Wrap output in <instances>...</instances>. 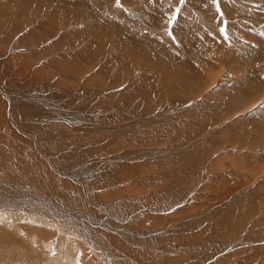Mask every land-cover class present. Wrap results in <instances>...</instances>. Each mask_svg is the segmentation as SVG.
<instances>
[{
	"label": "rangeland",
	"instance_id": "1",
	"mask_svg": "<svg viewBox=\"0 0 264 264\" xmlns=\"http://www.w3.org/2000/svg\"><path fill=\"white\" fill-rule=\"evenodd\" d=\"M117 34L132 38L137 34L134 40L138 39L141 52L129 49L120 56L125 44L118 50L122 40ZM186 79L195 80L194 92L176 93L179 82L182 86ZM259 82L264 84V0H0V88L11 86L13 94H21L12 95L15 101L32 102L11 106L17 110L9 111L19 117L14 121L18 129L13 130L19 136L13 142L21 147L20 166L31 161L26 159L30 150L34 156L35 149H44L59 165L58 178L77 191L78 196L67 197L75 204L87 203L90 196L82 191L94 181L96 190L91 194L100 210L92 213L89 205L84 210L68 206L66 210L76 212L90 229L96 222L82 215L92 222L98 217L102 224L119 226L117 236L125 239H119L121 247L112 243V234L97 230L110 243L113 256L127 257L125 245L145 252L154 264H264V89L258 92ZM236 90H247L251 97L245 108L233 112L225 107ZM51 120L66 127L68 147L64 142H44L41 133L30 138L21 132L39 127L45 134L47 125L56 129L55 123L48 124ZM92 133L102 138L100 144L110 145L102 148ZM172 133L177 138L170 142ZM124 139L139 143L126 142L125 148L117 150L124 147L117 144ZM93 144L97 154L90 152ZM131 151L132 164L121 163L135 166L134 172L125 173L118 183L100 185L102 176L117 164L116 156ZM5 154L10 152L6 149ZM106 158L113 160L97 171L86 170L94 164L98 168L99 160ZM181 160L194 167L193 174L174 172ZM164 164L178 166L164 168ZM173 173L185 180L179 192L171 189L178 181ZM10 183L24 186L1 161L0 189ZM39 189V196L49 203H61ZM20 196L19 208L8 207L11 204L0 196L4 203L0 229L8 235L6 243L17 237L35 258L32 263L43 264L44 245H50V256L58 257L59 238L74 239L83 246H76L77 262H90L87 241L60 235L45 226L47 221L38 224L28 214L37 207H29L26 202L34 203ZM117 204L125 208L124 215L110 214L109 206ZM58 215L57 220L64 221ZM227 218L231 224H222ZM234 227L238 228L235 236L222 237ZM32 232L36 243L29 242ZM74 232L80 235L79 229Z\"/></svg>",
	"mask_w": 264,
	"mask_h": 264
},
{
	"label": "bare ground",
	"instance_id": "2",
	"mask_svg": "<svg viewBox=\"0 0 264 264\" xmlns=\"http://www.w3.org/2000/svg\"><path fill=\"white\" fill-rule=\"evenodd\" d=\"M232 2V1H231ZM234 8V7H233ZM61 9V8H60ZM194 13V12H193ZM202 13V12H201ZM197 14V13H196ZM200 14V13H199ZM202 15V14H201ZM198 18V17H197ZM133 29V28H132ZM92 30V28H91ZM214 30V29H213ZM95 32V31H94ZM96 32H99V30L97 29ZM132 33V32H130ZM137 33V32H136ZM128 34V33H127ZM118 35V34H117ZM101 37V36H100ZM137 37V34L135 36V38ZM102 38V37H101ZM135 38H132L130 35H124V36H120L118 35L117 36V39H120L122 40L121 44H119L118 46V50L121 48L122 45L125 44V46L123 48H121L119 51H118V54L120 56H123L125 55V51L126 50H129L133 53H135V51H140L141 52V48H139V42L134 40ZM103 40V39H102ZM106 42L108 43L109 40L106 39ZM143 41H141L142 43ZM111 44V43H110ZM141 46V45H140ZM147 47V45H146ZM147 52V51H146ZM128 53V52H127ZM127 55V54H126ZM136 56V55H135ZM124 59V58H123ZM130 62V61H129ZM146 66V65H145ZM257 69V68H256ZM22 70V69H21ZM187 70V69H186ZM19 71V70H18ZM193 72V71H192ZM20 73V72H19ZM17 73V74H19ZM189 73V72H188ZM195 73V72H194ZM21 74V73H20ZM12 75V74H11ZM28 76V75H27ZM195 80H187L183 82V85L181 86L180 82H179V86L177 88V92H180L182 89H184L183 91H186L185 93L187 94H192L195 90ZM263 82V81H262ZM260 83V82H259ZM6 84V83H5ZM178 84V83H176ZM261 84V83H260ZM260 84H258L257 86H260ZM263 84V83H262ZM261 84V88H257L259 89L258 92L262 91L261 89H264V84L262 85ZM50 88V87H49ZM253 88V86H252ZM255 88V87H254ZM11 89L12 87L11 86H6L4 88H0V163L1 161L2 162H6V164L8 165L9 169L19 177V181L22 182V184H24L23 187H20V186H17L15 184L12 185V183L8 184L7 186H4V189L1 190L0 189V196L5 198L6 199V202L10 203L11 205H9L8 207H13V208H19L18 206H20V203L22 202L21 200V196H24L26 199H30L34 205H32L31 203L29 202H26V205H28L29 207L31 206H36L37 209H34V210H30L28 211V214H30L32 216L33 219H36L38 222V224L40 223H44L45 222H42L41 220L43 221H47V224H45V226L47 225L48 228H52V231L56 232V231H59L63 236H72L76 239H82L83 241H87V245L90 246L89 248V254H90V262L87 261L86 264H99L98 261H100L104 264H148L151 260L152 264H154V260L152 257H148L145 252H138L136 250H131V248H128L127 246L124 245V251L125 253L128 255L127 257H122V255H119V253L117 254L116 252L114 254H117L116 256H113L111 251L109 250V245L110 243L109 242H106L105 239L101 236L100 232H102L103 234L109 236L110 234L111 237H110V240L112 241V243L114 242L116 246L118 247H121V245L119 243H123L121 240L119 239H122L121 237L117 236L118 233H120V231L113 227V226H110V225H106V224H102L101 223V220L97 219L98 217H96L94 220V222L91 221V219L89 218V216L87 217L86 215H82V216H85L86 219L91 222V223H95L96 225H92L90 226L91 229L89 228V226L86 225L85 227V224L82 223L81 219H77L76 217V212H72V213H69L66 209H67V206L68 207H74V208H81V209H86L87 206L85 207V205H89V210L90 212L93 213V210L95 209H98L100 210V205H99V202L97 197L91 193H93L94 190H96L94 188V186L92 185L94 183H91L90 184V187L89 188H85L84 191L86 193H84V191H82L83 195H88L90 196L89 199H87V203L85 202H81V203H78V204H75L76 202H73L69 199H67L68 196L70 195H74V196H78L77 194V191H74V187H69V185H66V183H63L61 179L58 178V175H59V165H57V163L54 162V160H52L48 154L46 152H44V149L40 150L39 148H37V150L35 149L34 152V156H31L29 154H31V150H30V153H27V157L26 159L27 160H31L29 163L28 162H25L23 163L21 166V162H24L21 158H18V157H21V156H18L17 157V152L18 150L20 151V148L17 146L16 147V143L17 142H13L14 138L16 136H19L18 135V132H14L13 133V130H16L18 129V127L16 126V124L14 123V121H18L19 120V117L17 113H9V111H16L17 108L16 107H11V106H22V104H29V103H32L31 100L30 102H27V101H15V98L14 96L12 95H15V96H20L21 94H13L11 92ZM35 89V88H34ZM241 89V88H240ZM256 89V88H255ZM48 89H46L45 91H47ZM30 91V89H29ZM234 91V90H233ZM247 91V90H246ZM246 91L244 90H240V91H237L232 93L231 96H229V98L227 99V101L230 102V105L226 106L225 108H227V110L229 111H233L235 112L236 110H234V108H236L237 110L239 109L240 107V110H242V106L244 107L246 105V100L248 98L249 95L246 94ZM256 91V90H255ZM253 93V92H252ZM258 94V93H257ZM260 94V93H259ZM24 97L26 94H22ZM256 95V94H255ZM254 95V96H255ZM9 96V97H8ZM62 96V95H61ZM189 96V95H188ZM258 96V95H257ZM187 97V96H186ZM251 97V96H250ZM249 97V98H250ZM253 97V96H252ZM260 97V96H259ZM248 98V99H249ZM253 99V98H251ZM35 100H40L41 99H35ZM49 100V99H48ZM256 100V99H255ZM59 101V100H58ZM254 101V100H253ZM261 101V100H260ZM259 101V102H260ZM10 102L12 104H10ZM44 102V101H43ZM50 102V101H48ZM60 102V101H59ZM218 102V101H217ZM254 103V102H253ZM258 103V102H257ZM5 105L7 107H5ZM230 107V108H229ZM252 107V106H250ZM63 108V107H62ZM216 108H220V106H215L214 109L216 110ZM245 108V107H244ZM13 109V110H12ZM64 109V108H63ZM223 108L221 107L220 110H222ZM249 109V108H248ZM219 110V109H218ZM219 110V111H220ZM239 110V111H240ZM238 111V112H239ZM69 113H71L69 111ZM73 113V112H72ZM71 113V114H72ZM33 116H37L38 115V112L37 113H34L32 112ZM223 114V113H222ZM53 115V114H52ZM56 113L54 112V116L52 117H55ZM60 115V114H59ZM62 115V113H61ZM58 116V115H57ZM56 116V117H57ZM72 116V115H71ZM59 117V116H58ZM61 118V116H60ZM65 118H67V116H65ZM116 118V117H115ZM53 119V118H52ZM64 120V119H63ZM68 120H71L68 118ZM67 120V121H68ZM73 120V119H72ZM61 121V119H60ZM75 121V120H73ZM120 121V119H119ZM48 122V121H46ZM111 122V121H110ZM55 122H53L51 120V122H49L48 124H53ZM77 123V121H76ZM47 124V123H46ZM56 129H54L51 125H47V133H42L41 130L39 129V127L37 129H32L30 128V131L25 133L23 131H21L22 133L26 134V135H30L29 137L30 138H33L34 136L33 135H37V134H40L42 135V139L44 142H56L58 141L59 143H66L65 147H68L70 143H67V140L68 138L66 136H68L67 132H65V126L64 124L62 123H57L56 121ZM107 124V122H106ZM113 124V123H112ZM123 124V123H122ZM69 125V124H68ZM73 125H76V124H73ZM79 125V124H78ZM22 126V125H21ZM77 126V125H76ZM101 126V125H100ZM72 128V127H71ZM78 128V127H77ZM126 128V127H125ZM89 129V128H88ZM128 129V128H127ZM77 130V129H76ZM80 130V129H79ZM49 131H53L54 133L50 134ZM90 131V130H89ZM88 131V132H89ZM127 131V130H126ZM125 131V132H126ZM87 132V133H88ZM94 132V131H93ZM130 132V131H129ZM128 132V133H129ZM77 133V132H76ZM86 133V134H87ZM132 133V132H131ZM79 134V133H77ZM93 134V133H92ZM73 135V134H72ZM76 135V134H75ZM94 135V134H93ZM98 135V134H97ZM177 135V134H176ZM91 137V134L89 135ZM88 136V138H89ZM24 138V137H23ZM67 138V139H66ZM93 138H95V140H97V144L102 145L101 147L103 148V146H106L107 144L110 145V143L108 142H105L104 144L103 143H99L101 141L102 138H99L97 136H93ZM105 138V137H104ZM107 138V137H106ZM105 138V139H106ZM177 138V136H174L173 133L172 135L168 138L170 142H173L175 139ZM18 141V140H17ZM114 141V140H113ZM13 142V143H12ZM92 142V141H91ZM115 142V141H114ZM127 142V145H131V146H136L138 145L139 143V140H129L127 141V139H124L122 140L121 142H117V144H120L124 147H121L117 150H121L123 148H125V144ZM141 142V141H140ZM11 143V144H10ZM15 143V144H14ZM24 143V142H22ZM96 142H94L95 144ZM144 143V142H142ZM203 143V142H202ZM11 145L13 146L14 148H10L8 147V145ZM92 144V143H91ZM93 144V149L90 148V152L91 154H97L95 151H94V146L97 145ZM171 145H173V143H170ZM169 144V145H170ZM147 145V144H146ZM170 145V146H171ZM34 146V145H33ZM76 146V145H75ZM98 146V145H97ZM144 146H145V143H144ZM74 147V146H73ZM116 147V146H114ZM76 148V147H74ZM6 149L10 152V154H5L6 153ZM25 149V148H24ZM28 149V148H27ZM71 150V147L69 148ZM98 149V148H97ZM76 150V149H75ZM89 150V149H88ZM151 150V149H150ZM199 150V149H198ZM43 151V152H42ZM114 151L115 148H114ZM203 151V150H202ZM201 151V152H202ZM29 152V151H28ZM38 152V153H37ZM24 153V152H23ZM39 154V156H37V154ZM73 153V152H72ZM115 153V152H114ZM200 152H197L195 153L196 154H199ZM127 154V155H125ZM131 154L132 151L130 153H124L123 155L120 154L118 157L116 156L115 159L118 158L117 161V164L114 165L113 167V170L110 174H105L104 176H102V180H103V184L100 183V185H110V184H113L115 182H119L121 180L120 177L124 176L125 173H129L131 171V169L133 170L134 172V169L133 168H136L135 166H124V164L121 163V161L123 163H126V162H130L131 163ZM122 155V156H121ZM76 156V155H75ZM174 157V156H173ZM178 157V156H177ZM253 157V156H252ZM175 158V157H174ZM200 158V157H199ZM198 158V159H199ZM128 161H124V160H127ZM130 159V160H129ZM193 159H196V158H193ZM192 159V160H193ZM62 160V159H61ZM64 160V159H63ZM95 160V159H94ZM113 159L110 158H106V159H103V160H99L100 162H98V168L97 166L94 164L93 166H90V167H87L86 166V170L87 171H97L98 169H100V166L103 164L104 166H106L107 164H109ZM136 160V159H135ZM47 162V164H49L50 166L47 167L45 165V163ZM69 161V160H68ZM138 161V160H137ZM72 162V160H71ZM119 162V163H118ZM14 163H17L19 164L18 167H15L13 166ZM61 163L60 160L58 161V164ZM67 163V162H66ZM70 163V162H69ZM106 165H105V164ZM91 164V163H90ZM87 165V163L85 164ZM102 165V166H103ZM167 164H164V168H173L174 166H178V165H173V166H166ZM191 165V164H190ZM62 166V165H61ZM109 166V165H108ZM107 166V167H108ZM160 166V165H159ZM161 167V166H160ZM196 167V166H195ZM102 168V167H101ZM104 168V167H103ZM90 169V170H89ZM121 169L122 170V174L121 172L119 173L118 170ZM61 170V169H60ZM76 170V169H75ZM74 170V171H75ZM120 170V171H121ZM136 170V169H135ZM194 167L193 166H189L188 163H186L185 161L181 160V164H180V167H178V171H174V172H177V173H181V172H185V171H190V174L194 172ZM104 171V170H103ZM172 171V170H171ZM68 172V171H67ZM82 172V171H80ZM69 173V172H68ZM132 173V171L130 172V174ZM80 175V174H78ZM174 175V173H173ZM76 176V175H75ZM42 177V178H41ZM63 177V176H62ZM65 177V176H64ZM99 177V176H98ZM176 176L174 175L173 178H175ZM77 178V177H76ZM178 178V177H176ZM11 180V179H10ZM65 180V179H63ZM81 180V179H80ZM79 180V181H80ZM97 180V179H96ZM101 180V181H102ZM162 180V179H161ZM182 180H184V177L179 176L178 178V181L176 183H174L171 187V189H176L177 191L176 192H179L182 188L181 183H182ZM38 183H36V182ZM185 181V180H184ZM187 181V180H186ZM189 181V180H188ZM74 182V181H72ZM92 182V181H91ZM98 182V181H97ZM148 182V181H147ZM191 183V182H190ZM61 185H63V187L61 189H58V191H56V193H54L53 191H55L57 188H59ZM81 186V185H80ZM171 186V185H169ZM88 187V186H87ZM110 187V186H109ZM39 188H41L43 191H44V194L47 195L48 197H57L59 199V202H52V203H49V200H47L46 198H43V197H40L39 196V193H37V190H40ZM100 188V187H99ZM105 189V188H104ZM170 189V190H171ZM80 190V189H79ZM81 191V190H80ZM61 192V193H60ZM167 192V191H166ZM80 193V192H79ZM172 193V191L170 192ZM168 194V193H167ZM176 195V194H175ZM168 196V195H167ZM82 197V196H80ZM34 199V200H32ZM162 199V198H161ZM167 200V199H166ZM108 201V200H107ZM120 201V200H119ZM111 202V201H110ZM135 204V203H133ZM24 204V206H26ZM120 205V206H118ZM124 205V204H123ZM4 206V203L3 202H0V207H3ZM116 208H114V206H109L111 209L110 211V214L111 213H115V214H120V215H124L122 214L121 212H123L125 210V208L122 206L121 207V204H117L115 205ZM108 207V208H109ZM105 208V207H103ZM93 209V210H92ZM105 210V209H104ZM15 211H18V210H15ZM105 211H108L109 210H105ZM133 211V210H132ZM96 212V210H95ZM104 212V211H103ZM102 212V213H103ZM128 211H126L127 213ZM135 212V211H133ZM132 212V213H133ZM59 214V219H64V221H59L57 220V218L55 217V215ZM79 214V213H78ZM107 214V213H106ZM109 214V213H108ZM7 215V214H6ZM114 215V214H113ZM100 216H101V213H100ZM76 217V219L74 218ZM120 217V216H118ZM123 217V216H122ZM127 217V215H126ZM136 217V216H135ZM107 218V217H106ZM113 218V217H112ZM124 218V217H123ZM128 218V217H127ZM132 218V217H131ZM47 219V220H46ZM101 219V218H100ZM108 219V218H107ZM125 221V220H124ZM123 221V222H124ZM222 224H231V219L227 218L225 220H221ZM108 223V220L106 221ZM117 222V221H116ZM263 222V221H262ZM128 224V222H126ZM220 223V222H219ZM109 224V223H108ZM51 225H54L53 227ZM122 225V224H121ZM220 225V224H219ZM235 225V224H234ZM238 224H236V227ZM108 226V227H106ZM128 226V225H127ZM106 227V228H105ZM88 228V229H87ZM122 228V227H121ZM75 229H79V233L80 235H78L75 231ZM93 230H96V231H93ZM100 232H98V231ZM124 231V230H123ZM225 231V230H224ZM235 231V232H234ZM238 231V228H232L229 230V233H225L222 235V237H225V238H232L233 236L236 235V232ZM32 236L30 237L29 239V242L30 243H36L38 242L36 239V237H34L35 235V232H32ZM38 233V232H37ZM125 233V232H124ZM0 234L1 235V238H0V257L2 259H5V260H11L13 258H23L24 260H29V261H13L12 263L13 264H36V263H32L34 260L31 261V259H35L33 256H30L28 255V252L27 250L24 248L23 246V242L20 241V239H18L17 237H14V236H11L13 237L12 240H10L8 243H6L7 240H9L7 238L8 235L4 234L2 232V229H0ZM59 234V233H58ZM87 234H88V238H87ZM99 236H98V235ZM128 235V233H126ZM147 234V233H146ZM231 234L232 237H230L229 235ZM233 234V235H232ZM39 235V234H38ZM54 235V234H52ZM56 235V234H55ZM97 236V238H96ZM130 236V235H129ZM228 236V237H226ZM90 237L93 238V240H88ZM118 237V238H117ZM44 238V237H43ZM53 238V237H52ZM211 238V237H210ZM213 238V237H212ZM66 239V238H65ZM64 238H59L58 242H57V249L60 250V253H59V256L58 257H52L49 255V253L51 252V249L49 248L50 245H44L41 250H40V254L43 255L44 257V263L43 264H79V262H77L76 260V252L75 250L77 251V248L76 246L77 245V241H74V239H66L65 240ZM75 239V240H76ZM208 239V238H207ZM81 240V241H82ZM104 240V241H103ZM123 241L125 239H122ZM148 240V239H147ZM219 240V239H218ZM35 241V242H34ZM150 241V240H149ZM148 241V242H149ZM152 241V240H151ZM214 242H219V241H216L213 239ZM27 242V241H26ZM54 242V241H52ZM51 242V243H52ZM157 242V241H156ZM212 242V241H211ZM80 243V242H79ZM108 243V244H106ZM205 243V242H204ZM207 243V242H206ZM242 242H240L241 244ZM128 244V243H127ZM153 244V243H152ZM159 244V243H158ZM208 244V243H207ZM222 244V243H221ZM244 244V243H243ZM206 244H204L205 246ZM209 245V244H208ZM213 245V244H211ZM111 246V245H110ZM160 246V245H158ZM210 246V245H209ZM78 247H83L82 245H79ZM115 247V246H114ZM130 247V246H129ZM189 247V246H188ZM221 247V246H220ZM244 247V246H243ZM88 248V247H87ZM117 248V247H116ZM163 248V247H162ZM165 248V247H164ZM114 249V248H113ZM241 249H243L241 247ZM112 250V249H111ZM165 250V249H164ZM238 250V249H237ZM244 250V249H243ZM81 251V250H80ZM120 251V250H119ZM208 251V250H207ZM204 253H208L206 251H203ZM220 252V251H219ZM211 253V252H210ZM240 253V252H238ZM237 253V254H238ZM82 254V253H81ZM242 254V253H241ZM205 255V254H204ZM210 255V254H209ZM93 258H92V257ZM94 257H96L98 260H95ZM121 257V258H120ZM247 257V256H246ZM0 258V259H1ZM121 260H120V259ZM152 258V259H150ZM119 259V261H118ZM223 259V258H222ZM16 260V259H15ZM112 260V261H111ZM123 260V263L120 262ZM264 261V260H263ZM25 262V263H23ZM262 263V262H261ZM264 263V262H263ZM0 264H6L4 263V260L3 262L0 260ZM8 264V263H7Z\"/></svg>",
	"mask_w": 264,
	"mask_h": 264
},
{
	"label": "snow or ice",
	"instance_id": "3",
	"mask_svg": "<svg viewBox=\"0 0 264 264\" xmlns=\"http://www.w3.org/2000/svg\"><path fill=\"white\" fill-rule=\"evenodd\" d=\"M181 2H183V0H181ZM221 31H223V29Z\"/></svg>",
	"mask_w": 264,
	"mask_h": 264
}]
</instances>
